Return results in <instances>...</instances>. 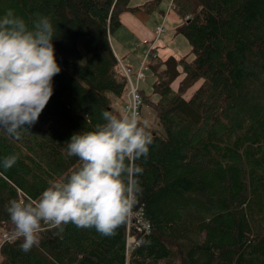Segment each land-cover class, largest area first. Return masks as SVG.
Masks as SVG:
<instances>
[{
	"label": "trees",
	"instance_id": "trees-1",
	"mask_svg": "<svg viewBox=\"0 0 264 264\" xmlns=\"http://www.w3.org/2000/svg\"><path fill=\"white\" fill-rule=\"evenodd\" d=\"M159 3L0 0V14L52 20L61 67L38 120L19 139L0 130V157L17 155L0 168V230L14 229L10 199L36 198L78 167L66 153L74 132L102 123L104 110L122 113L113 101L125 99L127 79L110 37L122 13L150 14ZM173 10L193 58L149 59L150 98L139 94L157 128L148 126L153 143L137 161L142 193L130 217L110 236L42 223L27 252L22 237L0 241V264H264V0H173ZM136 214L147 232L130 224Z\"/></svg>",
	"mask_w": 264,
	"mask_h": 264
},
{
	"label": "clouds",
	"instance_id": "clouds-1",
	"mask_svg": "<svg viewBox=\"0 0 264 264\" xmlns=\"http://www.w3.org/2000/svg\"><path fill=\"white\" fill-rule=\"evenodd\" d=\"M55 29L47 15L26 20L14 9L0 14V130L19 139L37 120L53 94V77L61 71L55 57ZM102 123L74 132L66 141L67 156L79 165L61 180H50L36 198L10 199L5 211L27 252L39 242L42 223L63 230L69 223L113 235L126 221L142 193L140 176L153 137L134 108L104 110ZM27 126V127H26ZM16 154L0 157L8 169Z\"/></svg>",
	"mask_w": 264,
	"mask_h": 264
},
{
	"label": "rangeland",
	"instance_id": "rangeland-1",
	"mask_svg": "<svg viewBox=\"0 0 264 264\" xmlns=\"http://www.w3.org/2000/svg\"><path fill=\"white\" fill-rule=\"evenodd\" d=\"M151 0H129V4L131 6H136V5H143L147 2H149ZM181 24L180 19L177 17L176 12L173 11V9H168L167 8V3L166 0H161L160 3L158 4V6L155 8V10H153L150 13V17L147 21V25L149 27H151L153 29V31L155 30V28L157 26L162 25L164 32L162 33V35L159 37V42H162L168 49H170V51H173L175 53V55L177 57H186L187 60H191L193 58L192 54L190 53V46L188 45V42L186 41V39L184 37H182L180 34L176 33V29L177 27ZM125 26V25H124ZM128 28L125 26V28H122L121 30L119 29L112 37H110V41L111 38L114 40L113 42H116V40L120 41L121 39L124 40V42L122 44H134L133 39L131 38H121V36L124 35V33L127 31ZM140 43V41L138 42V44ZM130 46V45H129ZM137 53L135 54L133 53H129L127 54L126 58H121L122 63L118 60L117 56V60L120 63V66L122 67L123 73L127 79V76L125 74V70L128 72V78H129V88H127V92L125 94V99L124 100H114V108L116 110H118L119 112L121 111L122 113L125 110V106L127 105L128 102V91L130 89V87H134L140 90H143V92L145 93V95H149L150 98V93H151V84L154 81L153 77L148 74V72L146 73V79L143 80H139L137 78L136 75H134L135 73V64L141 60L142 56L144 55V51H145V46L144 45H140L137 48ZM114 52V51H113ZM115 54V53H114ZM147 54V53H146ZM123 65H131L132 68H130V70L128 68H125ZM139 68V65H138ZM182 79V75L176 79L175 82L172 83L171 88L175 91L178 88L179 85V81ZM200 83H197L196 85H194L192 88H190L189 90H187V92L184 94V97L186 99H188L192 93L196 90V88L199 86ZM127 86H128V79H127ZM110 98H112V96H109ZM157 99L156 96H151V100L155 101ZM141 121H146L148 126L150 127H155L156 126V122L154 119V111L149 107V106H142L141 109L139 110L138 113ZM157 128V127H155ZM145 230V229H142ZM1 232H3V230H0V237H1ZM135 241L134 236L130 237V242ZM131 247H133V243H130L129 248L131 249Z\"/></svg>",
	"mask_w": 264,
	"mask_h": 264
},
{
	"label": "crops",
	"instance_id": "crops-1",
	"mask_svg": "<svg viewBox=\"0 0 264 264\" xmlns=\"http://www.w3.org/2000/svg\"><path fill=\"white\" fill-rule=\"evenodd\" d=\"M140 6V5H136ZM150 17V14L142 13V12H136V13H122L120 15V21H121V28H125V26L128 28L127 34L124 33L121 38H131L134 41V44H122L124 42L123 39L120 41L116 40V42H113L114 40L111 38V46L112 49L117 56L118 60L122 63L121 58H126L127 54L129 53H137V48L140 45L145 46L144 55L142 56L141 60L145 56V54L149 50V46L154 41V31L151 27L147 25V21ZM125 25V26H124ZM140 43L138 44V42ZM153 51L151 53H154L157 58H160L161 60L166 59L169 56H172L176 59H179L180 57H177L173 51H170L162 42H159V40H156L154 42L153 47L151 48ZM141 60L138 62V64H135V73L137 72L138 65L140 64ZM125 68H128L130 70L131 65H123ZM134 73V75H135ZM149 74V73H148ZM143 91V90H141Z\"/></svg>",
	"mask_w": 264,
	"mask_h": 264
},
{
	"label": "built area",
	"instance_id": "built-area-1",
	"mask_svg": "<svg viewBox=\"0 0 264 264\" xmlns=\"http://www.w3.org/2000/svg\"><path fill=\"white\" fill-rule=\"evenodd\" d=\"M166 3H167L168 9L173 8V0H166ZM163 32H164V29H163L162 25L157 26L155 28L154 41H153L152 45L150 46V49L153 47L154 42L159 39V37L162 35ZM149 57L155 58V54L151 53L150 50L147 52V54L141 60V62L139 64V68L137 69V72L135 74L139 80L144 81L146 79L145 75L148 71V64L147 63H148ZM127 71L125 70V74H126L127 79H128V88H129V78H128V72ZM127 97H128V102H127V105L125 106V110L129 109V108H134L135 111L137 113H139V110L141 107V97L139 94V89L131 86L129 91H128ZM129 217H130V215H129ZM130 224L133 225L134 228H136L139 232H141V231L147 232L149 229L146 222L138 214H136V216H135V221L131 222ZM142 229H145V230H142ZM130 243L135 244L136 242L135 241L130 242V237H128L127 244H126L127 249L129 248Z\"/></svg>",
	"mask_w": 264,
	"mask_h": 264
},
{
	"label": "bare ground",
	"instance_id": "bare-ground-1",
	"mask_svg": "<svg viewBox=\"0 0 264 264\" xmlns=\"http://www.w3.org/2000/svg\"><path fill=\"white\" fill-rule=\"evenodd\" d=\"M21 195V194H20ZM23 198V197H22ZM10 235H8L4 230L3 232H1V237H0V241L1 243H4V242H9L10 239H8Z\"/></svg>",
	"mask_w": 264,
	"mask_h": 264
}]
</instances>
